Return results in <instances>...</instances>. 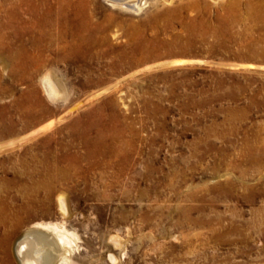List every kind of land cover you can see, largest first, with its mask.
I'll return each instance as SVG.
<instances>
[{
  "label": "rangeland",
  "instance_id": "1",
  "mask_svg": "<svg viewBox=\"0 0 264 264\" xmlns=\"http://www.w3.org/2000/svg\"><path fill=\"white\" fill-rule=\"evenodd\" d=\"M134 3L0 0V264H264V0Z\"/></svg>",
  "mask_w": 264,
  "mask_h": 264
},
{
  "label": "bare ground",
  "instance_id": "2",
  "mask_svg": "<svg viewBox=\"0 0 264 264\" xmlns=\"http://www.w3.org/2000/svg\"><path fill=\"white\" fill-rule=\"evenodd\" d=\"M109 1L113 4V6L114 5H119V6L124 5V6H128V7L132 8L133 10L138 9L137 4H135V3H134V5H130V4L128 5V2L130 0H109ZM138 10H140V9H138ZM180 61L178 62V64L181 63ZM42 79H43L44 88L46 89V92L48 93L47 95H49L50 97H54L57 94L55 82L53 83L48 77L45 79L44 78H42ZM49 126H51V123L45 127L38 129L37 132L45 131V130H47V128H49ZM3 223H4V221H3ZM34 229H40V230L50 232V234L54 237V242L52 243V245H54V247H55V245L56 246L60 245L64 248L66 246H69L73 242V238H72L73 235L71 236L65 230H63V228H61L60 226H58L56 224H53V225L38 224V225L34 226ZM5 241H7V239ZM33 244H35V245L40 244V242L37 240V237L33 234L24 235L23 237H21L18 240V243L16 244V247H15V252H16V257L18 259L19 264H65V262H66L65 258H62L59 261V263H57V262L52 263L51 258L49 257L50 259H47L46 254L44 253V255H43L42 251L40 252L38 249L32 250L31 248H32ZM41 244L44 245L42 243V241H41Z\"/></svg>",
  "mask_w": 264,
  "mask_h": 264
}]
</instances>
